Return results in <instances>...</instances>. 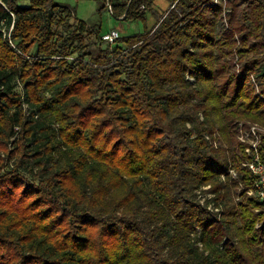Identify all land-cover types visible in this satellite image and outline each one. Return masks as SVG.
Listing matches in <instances>:
<instances>
[{"label": "trees", "instance_id": "1", "mask_svg": "<svg viewBox=\"0 0 264 264\" xmlns=\"http://www.w3.org/2000/svg\"><path fill=\"white\" fill-rule=\"evenodd\" d=\"M251 125L264 0H173L112 43L55 0H0V264H264Z\"/></svg>", "mask_w": 264, "mask_h": 264}, {"label": "rangeland", "instance_id": "2", "mask_svg": "<svg viewBox=\"0 0 264 264\" xmlns=\"http://www.w3.org/2000/svg\"><path fill=\"white\" fill-rule=\"evenodd\" d=\"M57 3L69 7L74 12V16L79 19L84 20L93 28H99V32L104 33L111 29H116L119 32L120 38L125 36H131L134 34L142 33L146 29L152 28L160 16L170 7L173 0H153L152 4L145 11L144 19H123V17H117L112 14L108 5L110 2H115V0H55ZM127 1V0H123ZM22 4H27V2H21ZM105 4V8L100 10V5ZM111 6V5H110ZM112 8V7H111ZM144 8V7H141ZM63 33L66 29H60ZM97 43L100 41L97 36H93ZM246 131V130H242ZM260 132L264 130L260 129ZM240 134V133H239ZM240 136V135H239ZM244 135L245 142L249 145L254 142L253 139L248 138ZM259 139V135L257 136ZM258 142V141H257Z\"/></svg>", "mask_w": 264, "mask_h": 264}, {"label": "built area", "instance_id": "3", "mask_svg": "<svg viewBox=\"0 0 264 264\" xmlns=\"http://www.w3.org/2000/svg\"><path fill=\"white\" fill-rule=\"evenodd\" d=\"M108 9L112 13V8L110 5H108ZM123 16H121V17H123ZM118 38H120V36H119V32L116 29H111L109 31L101 33V39L103 41L108 42V43H112L113 41H115ZM8 43L17 53H20V51L16 48L14 41L10 38L9 34H8ZM260 129H262V128H260L257 125H251L249 130H246V131H242L244 129L241 128L239 139L241 141H245L246 139H244V135H247L248 138L253 139L252 141H254V142L250 143V146L252 149H254L256 151L257 145L259 142V139L257 138V136L259 135L258 131H260ZM262 130H264V129H262ZM251 136L253 138H251ZM246 151L249 152L250 148H246ZM248 168L251 170L253 175H255V177H256V179H255L256 194L259 196V198L262 201H264V162H262L259 159L258 155L256 154L251 159V161L248 162ZM250 193H252V192L250 191Z\"/></svg>", "mask_w": 264, "mask_h": 264}, {"label": "crops", "instance_id": "4", "mask_svg": "<svg viewBox=\"0 0 264 264\" xmlns=\"http://www.w3.org/2000/svg\"><path fill=\"white\" fill-rule=\"evenodd\" d=\"M162 16H160V18H161Z\"/></svg>", "mask_w": 264, "mask_h": 264}]
</instances>
